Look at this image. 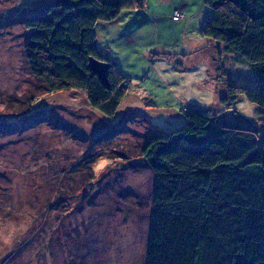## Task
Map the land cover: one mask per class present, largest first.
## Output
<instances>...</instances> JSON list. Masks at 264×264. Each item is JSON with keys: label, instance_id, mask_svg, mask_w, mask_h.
<instances>
[{"label": "rangeland", "instance_id": "1", "mask_svg": "<svg viewBox=\"0 0 264 264\" xmlns=\"http://www.w3.org/2000/svg\"><path fill=\"white\" fill-rule=\"evenodd\" d=\"M54 1L0 0V264H145L154 175L140 146L194 107L260 125L256 104L221 101L230 85L257 90L256 76L201 35L205 0H147L121 16L149 12L145 28L97 25L102 55L132 79L105 117L86 93H50L30 73L25 21ZM110 129L119 134L94 143Z\"/></svg>", "mask_w": 264, "mask_h": 264}, {"label": "trees", "instance_id": "2", "mask_svg": "<svg viewBox=\"0 0 264 264\" xmlns=\"http://www.w3.org/2000/svg\"><path fill=\"white\" fill-rule=\"evenodd\" d=\"M146 4L50 3L42 18L25 21L31 75L50 93H86L93 109L114 118L129 95L131 78L102 55L97 25ZM205 5L213 15L201 35L221 46L220 56L246 64L257 79V90L230 85L221 101L229 105L245 98L256 104L261 124L237 111L220 120L194 107L185 111L183 126L140 146L154 175L145 264H264V0H205ZM91 58L110 64L111 89L90 70ZM118 134L119 129H110L94 143Z\"/></svg>", "mask_w": 264, "mask_h": 264}, {"label": "crops", "instance_id": "3", "mask_svg": "<svg viewBox=\"0 0 264 264\" xmlns=\"http://www.w3.org/2000/svg\"><path fill=\"white\" fill-rule=\"evenodd\" d=\"M173 9V8H172ZM172 9H171V11H172ZM176 10H180V9H177V8H175V9H173V12L174 11H176ZM141 11H146V10H141ZM141 11H137V12H141ZM136 12V13H137ZM131 13V12H130ZM130 13H127V15L128 16H130V17H133V16H131V14ZM149 13V12H148ZM147 12H145V15L143 16V18H141V14H139L138 16L140 17V18H130V17H127V15L125 16V18L124 17H122V18H120L119 20H117L116 22H113V23H109V24H106V23H104L105 25L104 26H106L107 27V29H111V28H113V29H120V27L122 28V26H125V29L127 28V27H130V26H132L133 25V27L135 28V23H141L142 22V26H143V28H145L146 27V25H147V23L149 22V21H147L148 19H147V14H148ZM149 15V14H148ZM137 16V15H136ZM137 16V17H138ZM132 23V24H131ZM113 25H116V26H113ZM98 30V29H97ZM111 31V30H110ZM98 34V33H97ZM99 37V36H98ZM97 42H98V40H97ZM99 47V46H98ZM218 47V50H221V46H217ZM216 48V47H215ZM100 49V48H99ZM110 59V58H109ZM111 60V59H110ZM113 62H115V64H116V66H117V68H118V64H117V62L116 61H114V60H112ZM131 81H132V79H131ZM127 97H130L129 95L127 96ZM126 97V98H127Z\"/></svg>", "mask_w": 264, "mask_h": 264}, {"label": "water", "instance_id": "4", "mask_svg": "<svg viewBox=\"0 0 264 264\" xmlns=\"http://www.w3.org/2000/svg\"><path fill=\"white\" fill-rule=\"evenodd\" d=\"M89 68L99 78L105 88L111 89L108 78L110 69L109 63L91 58L89 62Z\"/></svg>", "mask_w": 264, "mask_h": 264}, {"label": "built area", "instance_id": "5", "mask_svg": "<svg viewBox=\"0 0 264 264\" xmlns=\"http://www.w3.org/2000/svg\"><path fill=\"white\" fill-rule=\"evenodd\" d=\"M181 12L179 11V10H176L175 12H174V15H173V20H175V21H180V20H182L183 19V17L181 18V14H180Z\"/></svg>", "mask_w": 264, "mask_h": 264}, {"label": "bare ground", "instance_id": "6", "mask_svg": "<svg viewBox=\"0 0 264 264\" xmlns=\"http://www.w3.org/2000/svg\"><path fill=\"white\" fill-rule=\"evenodd\" d=\"M126 84V83H125ZM128 86H130V83H129V85ZM129 88V87H128ZM235 111V110H234Z\"/></svg>", "mask_w": 264, "mask_h": 264}]
</instances>
